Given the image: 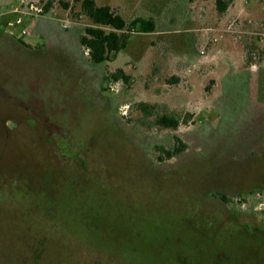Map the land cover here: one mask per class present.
Listing matches in <instances>:
<instances>
[{"label":"rangeland","instance_id":"obj_1","mask_svg":"<svg viewBox=\"0 0 264 264\" xmlns=\"http://www.w3.org/2000/svg\"><path fill=\"white\" fill-rule=\"evenodd\" d=\"M23 1L33 6L50 1L54 21L45 35L53 40L64 36L80 52V62L89 66L78 37L91 22L81 12L80 1ZM135 1L95 0L98 6L121 9L118 13L126 21L137 13ZM215 1L191 0L188 12L196 20L197 35L203 33L198 54L202 49L203 55L220 51L209 70L172 75L175 51L129 30V48L89 67L88 84L98 90L101 77L120 68L125 59L140 58L144 67L138 70L126 63L128 83L105 80L106 96L93 90L91 103L97 107L81 110L90 116L101 114L99 106L111 107L113 115L125 119L138 146L149 148V156L150 144H171L175 134L187 141L185 159L217 149V140L232 132L246 136L263 127L261 141L248 153L240 152L239 164L225 163L222 156L218 176L197 167L149 171L134 154L114 146L112 130L97 120L80 133L76 125L87 118L76 103L88 100L49 96L42 91L46 79L31 70L15 74L0 90V100L10 103V114L22 117V131L9 134L17 140L15 150L0 153V264H264V231L243 230L249 223L264 227V204H259L264 200L259 198L264 195V0H234L223 13ZM18 5L19 0H12L13 7ZM30 21L23 17L6 29L37 47L44 39L31 30ZM23 54L22 64L29 63ZM139 102L149 104L152 114L143 115ZM160 114L178 116L181 122L175 130L160 128L154 123ZM93 150L107 154L104 165L95 160ZM250 152L257 160L247 157ZM254 188L261 190L252 192ZM211 189L224 190L233 199L243 197L240 192L260 196L258 204L253 198L250 205L232 201L228 211L210 200Z\"/></svg>","mask_w":264,"mask_h":264},{"label":"flooded vegetation","instance_id":"obj_2","mask_svg":"<svg viewBox=\"0 0 264 264\" xmlns=\"http://www.w3.org/2000/svg\"><path fill=\"white\" fill-rule=\"evenodd\" d=\"M20 6V4L18 5ZM44 12V11H43ZM43 12L39 15H31V16H22L25 18L33 19L38 16H41ZM45 14V13H44ZM43 14V15H44ZM6 15L13 16L11 19H6L4 21V24L0 27V74H1V80H0V90L4 88L6 83H10V79L12 76L25 74L28 72V70L32 71L34 75L37 77H42L46 79L47 81V87L44 88L42 91H45L49 96L52 97H59V98H74L75 96L82 97L84 100H88L87 103L79 104L76 103L78 109H80L81 116H83L86 120L79 121L77 123V127L80 128V133L86 132L87 129H90L89 127L95 124V121L97 120L98 123H102L103 127L107 130H112L114 141L112 144L114 146H117V148L125 149L128 152H131L134 154L137 159H140L144 163H146L147 168L149 171H155V172H162V173H170L171 172H177V171H184V170H192L194 168H201V171L207 172L212 171L215 176L219 175V169L218 164H220L222 160V156L226 155L224 158L225 163H237L239 164V154L241 153H248L250 146L256 145L261 140L260 135L262 134L263 127H259L258 131L250 132L246 136H242L238 132H232L230 137L226 135H222L220 140H217V147L220 148V150L217 149H206L205 153L202 155H199L196 159H188L186 157L188 153L187 148V141L183 136L180 134H175L172 136V143L171 144H161V143H152L150 144V150L152 151V156H149L148 149L139 147L138 144L133 140L132 134L129 130H127V123L124 118H118L117 116L113 115L111 112V107L107 105L99 106L103 107L101 114H95L91 113V115H86L87 112H85L86 107L90 108H96L97 105L95 102H92V95L95 94L94 91H97L98 95H102V97H105V91L108 89V87L104 86L105 83V76L103 75L101 77V81L99 84L98 90L96 88L92 89L91 84H88L89 80H87L90 75L89 67L92 64L89 60V50L81 43L80 37L83 34H80L78 37L79 45L83 47L85 50V54L87 55V64L89 66H85L83 63L80 62L79 57L80 52L77 53L76 48H74V44H69L66 38L63 36L60 40H53L52 38L48 37L47 35L43 34L44 42L42 45H39L37 47H30L21 42L19 39L15 38L11 32H9L6 27L13 26L15 24H10V22H14L16 18L19 16L18 13L3 11L0 13V18L5 19ZM23 49V50H22ZM51 51L49 55L41 56L40 54L43 52ZM12 52V55L10 54ZM23 53H26L27 56H25L26 59H28L29 63L22 64V55ZM16 55L19 56V59L16 61ZM18 58V57H17ZM82 64L81 67L79 64ZM101 64V63H100ZM99 65V64H97ZM13 73V74H12ZM21 78V76H20ZM19 84V83H17ZM3 91V90H2ZM77 98V97H76ZM73 100V99H72ZM79 101V99H77ZM76 101V100H73ZM140 103V102H139ZM138 103V104H139ZM145 103V102H144ZM10 103L0 100V153H4L9 155L11 154L17 145V140L15 137H11L9 134L11 132L16 133L20 129V123H22V117H15L10 114V111H8L7 108ZM92 104V105H91ZM105 104V103H104ZM23 104H18L17 106H20ZM85 108L84 110H81ZM139 108V106H138ZM94 112V111H92ZM9 113V114H8ZM8 115V116H7ZM159 116V115H158ZM157 116V117H158ZM156 117V118H157ZM155 118V119H156ZM141 124H143V121H140ZM181 122V118L179 119V124ZM9 123L13 124V127H8ZM155 123V120H154ZM178 124V126H179ZM157 125V124H156ZM88 126V127H87ZM160 127L159 125H157ZM177 126V127H178ZM92 127V126H91ZM176 127V128H177ZM165 129H173V128H167V127H160ZM174 128L173 130H175ZM101 131L99 134H97L96 138L97 140H100V136L102 135ZM240 133L241 135H239ZM101 134V135H100ZM82 135V134H81ZM96 140V142H97ZM260 140V141H259ZM136 144V145H135ZM261 147V146H260ZM88 151V150H87ZM93 154V157L97 161L98 158L100 162L104 165L105 156L107 155L105 152L100 151L99 154H97L94 150L91 152ZM258 153V151H257ZM83 153H80V159L83 161V163L87 166V161L84 156H82ZM91 154V155H92ZM106 154V155H105ZM234 154V156H232ZM258 155H252L251 152L249 155H247L248 158H254L257 160ZM83 157V158H82ZM216 157V159H214ZM232 157V158H231ZM214 159V160H213ZM98 160V161H99ZM230 169L234 170V167H230ZM206 174V173H205ZM259 191L261 189L254 188L253 191ZM210 193V200H217L221 205H223L226 210L232 211L231 208H229L227 205L228 203H232V201H243V203H247L250 205V201L253 200L256 201L258 204V199H264V195L260 196L257 194V196L250 192V194L243 193V197L238 198L235 197V199L230 198L224 190H209ZM237 195V194H234ZM237 195V196H238ZM258 196H260L258 198ZM234 197V196H233ZM230 198V199H229ZM243 198V199H242ZM251 199V200H250ZM263 203L260 201L259 204ZM255 223V222H254ZM256 225V224H255ZM255 229L256 231L262 232L264 231V227H253L250 223L243 227V230L248 232L249 230Z\"/></svg>","mask_w":264,"mask_h":264},{"label":"crops","instance_id":"obj_3","mask_svg":"<svg viewBox=\"0 0 264 264\" xmlns=\"http://www.w3.org/2000/svg\"><path fill=\"white\" fill-rule=\"evenodd\" d=\"M190 5H192L191 0H136L133 10L137 13L134 12V15L129 19L130 21L136 17H140L153 22L154 28L152 31L138 33L149 35L152 37L151 42L162 45L169 51L171 50V52L175 51V53L171 54L173 59L170 58L172 61L170 69L172 71L171 74L176 76H189L193 70H209L208 68L211 67V63H213L220 52L217 50L216 52H208L202 55L199 51L198 54L197 42L203 37V33L197 35L194 29L198 26L194 22L196 21L194 20V16L188 13ZM12 7V0H0V13L11 10ZM118 10L120 11L121 9ZM45 15V17L41 15L31 19L29 24L31 30L40 36L46 33V27L54 21L50 17L49 11ZM13 16L6 15L5 18L11 19ZM2 22H4V18H0V27L2 26ZM127 48H129V43L117 53L118 56ZM128 62L133 67H137L138 70L144 67V62L140 58L125 59L120 68L127 74L129 72H127V65L125 64ZM176 79L174 78V80Z\"/></svg>","mask_w":264,"mask_h":264},{"label":"trees","instance_id":"obj_4","mask_svg":"<svg viewBox=\"0 0 264 264\" xmlns=\"http://www.w3.org/2000/svg\"><path fill=\"white\" fill-rule=\"evenodd\" d=\"M80 1L81 12L90 20L91 24L83 29L80 37L81 43L89 50V60L92 64H100L111 60L116 54L124 49L128 43L129 30L137 32H149L153 30V22L149 19L136 17L126 21L109 5H96L95 0H76ZM232 0H216L215 8L223 13L227 10ZM64 4V3H63ZM65 6L67 4H64ZM51 2H46L43 11H49ZM108 83L122 81L128 83L130 75L121 68L105 76ZM139 109L143 115L152 114L149 104L140 102ZM188 116V114H187ZM180 117L170 114H160L155 119V124L160 127L176 128Z\"/></svg>","mask_w":264,"mask_h":264},{"label":"built area","instance_id":"obj_5","mask_svg":"<svg viewBox=\"0 0 264 264\" xmlns=\"http://www.w3.org/2000/svg\"><path fill=\"white\" fill-rule=\"evenodd\" d=\"M22 3L24 5V7L22 8ZM29 2L27 1H23V0H19V4L20 6H15L13 7L11 10H9V12H14V13H18V17L16 18V20L14 22H10V24H19L22 22V14L23 16L26 15V16H31V15H39L42 13L43 11V8H42V5L41 6H33L31 3L28 4ZM209 30H213V29H209ZM26 30H21V33H25ZM216 41L215 38H211V42H214ZM204 50H200V54H204Z\"/></svg>","mask_w":264,"mask_h":264}]
</instances>
